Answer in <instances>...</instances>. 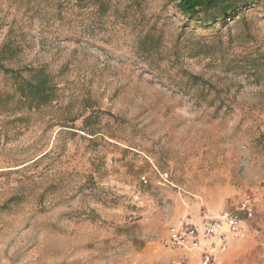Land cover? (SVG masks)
Listing matches in <instances>:
<instances>
[{"label":"rangeland","instance_id":"obj_1","mask_svg":"<svg viewBox=\"0 0 264 264\" xmlns=\"http://www.w3.org/2000/svg\"><path fill=\"white\" fill-rule=\"evenodd\" d=\"M240 1L204 23L178 0H0L4 64L56 86L37 106L0 70V264H204L171 227L248 194L214 264H264V0Z\"/></svg>","mask_w":264,"mask_h":264},{"label":"trees","instance_id":"obj_2","mask_svg":"<svg viewBox=\"0 0 264 264\" xmlns=\"http://www.w3.org/2000/svg\"><path fill=\"white\" fill-rule=\"evenodd\" d=\"M241 3L240 0H178L181 11L192 19L197 16L204 23L225 20ZM18 51V46L11 41L4 42L0 48V70L11 73L16 90L23 99L37 106L49 102L55 96L56 86L44 68L25 67L23 70L29 72V77H26L22 69L9 68L4 64L6 59L16 56ZM3 100L4 96L0 95V103Z\"/></svg>","mask_w":264,"mask_h":264},{"label":"built area","instance_id":"obj_3","mask_svg":"<svg viewBox=\"0 0 264 264\" xmlns=\"http://www.w3.org/2000/svg\"><path fill=\"white\" fill-rule=\"evenodd\" d=\"M161 178L168 180V172L161 173ZM144 180L147 181L145 177ZM254 213V200L248 194L236 208L224 210L215 216L205 215L199 224L186 222L172 226L169 233L170 245L173 248L200 250L202 262L214 264L215 251L224 250L229 238L239 234L245 219L253 217ZM205 240L210 242L204 244Z\"/></svg>","mask_w":264,"mask_h":264},{"label":"bare ground","instance_id":"obj_4","mask_svg":"<svg viewBox=\"0 0 264 264\" xmlns=\"http://www.w3.org/2000/svg\"><path fill=\"white\" fill-rule=\"evenodd\" d=\"M218 240H220V237H218ZM204 242H206V240Z\"/></svg>","mask_w":264,"mask_h":264}]
</instances>
